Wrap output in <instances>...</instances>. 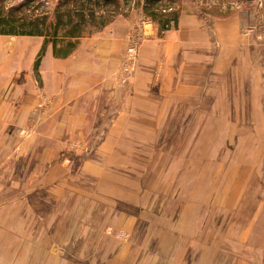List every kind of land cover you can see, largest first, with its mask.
Returning <instances> with one entry per match:
<instances>
[{
    "label": "rangeland",
    "instance_id": "1",
    "mask_svg": "<svg viewBox=\"0 0 264 264\" xmlns=\"http://www.w3.org/2000/svg\"><path fill=\"white\" fill-rule=\"evenodd\" d=\"M176 1L180 23L195 26L192 38L213 44V72L226 62L224 72L208 79L216 108L210 95H202L205 103L194 95L193 122L121 127L101 122L89 111L96 100L87 96L81 104L87 122H46L51 115L41 96V64L39 75L34 69L38 53L22 72L37 82L34 109L1 113L0 209L15 202L18 220L16 231L1 229L0 264H264V0ZM24 2L19 16L34 18L52 16L61 0H0V9L8 14ZM142 3L98 32L92 29L70 56L92 40L122 44L119 85L114 81L112 88L116 109L143 86L136 78L141 60L152 59L180 29L159 35ZM34 38L44 43L43 37L0 36L19 46ZM239 45L248 46L245 57L252 61L245 79L229 52ZM166 59L155 81H161ZM240 76L243 87L230 104L223 89L239 91ZM97 105L109 107L103 100ZM42 153L58 158L42 163Z\"/></svg>",
    "mask_w": 264,
    "mask_h": 264
},
{
    "label": "crops",
    "instance_id": "2",
    "mask_svg": "<svg viewBox=\"0 0 264 264\" xmlns=\"http://www.w3.org/2000/svg\"><path fill=\"white\" fill-rule=\"evenodd\" d=\"M191 27L188 29L182 22L180 29L170 33L168 42L156 47L155 52L153 47H149L153 48L154 57L152 59L143 58L136 75V78L143 80V86L137 89L132 96L129 95L125 99V103H123L121 94L119 102L123 104L117 109L111 105V101L112 88L115 83V85H119L116 71L122 44L113 40H92L89 44L82 45L81 50L68 59H56L53 49L48 48L40 71V80L44 88L41 96L45 97L44 100L47 101L48 112L51 115L46 122H66L70 119L73 122H87V111L81 105L87 100V96L89 99L96 100V107L89 108V111H96L101 122H120L121 127L127 125L123 124L124 122H156L157 128L161 124L166 126L170 122H193L191 103L195 100L193 99L194 95L198 98L201 96L202 103L208 102V97L202 98L203 94L210 95L207 92L211 89H208V79L213 77V73H219L220 70L224 72L226 62H222L218 72H213L211 67L214 62H212L210 53L214 46L207 40L192 38L196 31H194V24ZM0 41H3V47H6L5 50L0 51V122H2L4 117L1 116V113L9 108L14 109V112L28 111L29 113L34 109L37 101L33 91L37 82L32 81L30 71L24 75L22 72L23 69L33 65L43 44L38 38H34L31 44L25 46L6 43L5 39H0ZM246 48L248 46L239 45L233 46L229 50L232 55L237 56L236 63L240 66L239 71L244 79L252 73V61L246 60L245 57ZM222 51L225 52L224 49ZM162 57L168 59L164 61V68L162 67L163 73L162 79H160L162 82H158L155 81V77ZM146 68L147 70H145ZM241 76L236 82L239 91L223 89L226 96H231L230 99L228 98L230 104L235 103V96L232 97V95L240 93L241 87H243L239 82L243 79ZM198 79L200 81H196ZM258 84L256 82L255 86L258 87ZM224 85L232 87L228 82ZM210 96L213 109H215V98ZM132 99L134 102L130 101L128 104ZM102 100L104 103H108L109 107L100 110L97 104ZM185 102L190 105H186ZM113 111H115L114 116ZM127 133L130 134V130ZM58 137L56 135V139ZM158 138L154 140L155 143ZM127 152H125V156H127ZM136 155L140 156L142 153L138 154L137 152ZM182 156L183 159L186 158V151L182 152ZM41 157L42 163L47 164L51 158H58L53 154L45 153H42ZM2 204L3 200L0 196V206ZM16 208L17 204L10 202L4 205L2 210L0 209V232L1 229L6 230V228L9 232L16 231V226L13 224L18 220ZM6 212L8 214H5ZM32 217L22 216L21 219L32 221ZM2 223L3 225H1ZM12 254H17L15 247L12 249Z\"/></svg>",
    "mask_w": 264,
    "mask_h": 264
},
{
    "label": "trees",
    "instance_id": "3",
    "mask_svg": "<svg viewBox=\"0 0 264 264\" xmlns=\"http://www.w3.org/2000/svg\"><path fill=\"white\" fill-rule=\"evenodd\" d=\"M141 6V0H61L52 16H19L28 3H21L8 14L0 9V36L43 37L34 69L39 67L47 46L52 45L55 58L66 59L79 47L80 41L115 21L131 5ZM176 0H143L144 14L157 25L159 35L178 30L180 8Z\"/></svg>",
    "mask_w": 264,
    "mask_h": 264
},
{
    "label": "built area",
    "instance_id": "4",
    "mask_svg": "<svg viewBox=\"0 0 264 264\" xmlns=\"http://www.w3.org/2000/svg\"><path fill=\"white\" fill-rule=\"evenodd\" d=\"M127 69V68H126ZM129 70V69H128Z\"/></svg>",
    "mask_w": 264,
    "mask_h": 264
}]
</instances>
